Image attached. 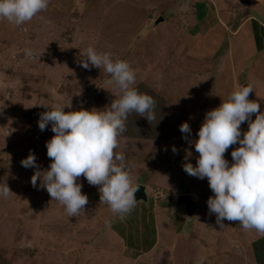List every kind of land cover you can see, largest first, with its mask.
Returning a JSON list of instances; mask_svg holds the SVG:
<instances>
[{"label":"rangeland","instance_id":"rangeland-1","mask_svg":"<svg viewBox=\"0 0 264 264\" xmlns=\"http://www.w3.org/2000/svg\"><path fill=\"white\" fill-rule=\"evenodd\" d=\"M188 2L189 0H50L46 10L23 25L16 26L0 18V42L6 43V49L8 46L7 51L0 55V60H8L12 55H18V59H22L26 49L33 50L38 57L32 65L36 72L32 78L34 80L29 83L25 80V84L23 81L24 85L21 87L24 92L23 100L31 99L34 105L20 106L21 100L17 97L8 110L0 107L1 123L7 120L9 109H18L16 115L20 114L18 117L22 119L15 131L11 130L19 136L18 142L22 139L24 141L16 145L17 148H12L11 154L19 148L18 152L26 159L30 153L35 152L40 169L46 170L49 167L51 160L47 156L46 142L54 133L51 125L44 131L38 127L40 113L48 110L39 106L41 104L50 108L65 107V112L79 111L82 108L103 110L110 106L118 95V90L107 83L109 74L102 68L91 67L90 70H85L80 66V60L90 46L98 52L110 53L111 50L105 47L112 46L122 52L130 51L137 62L145 65L140 66L134 58L123 55L117 57L118 53H111L113 59H125L129 63L136 73L133 87L146 84L156 97L147 88H139V91L151 94L158 105L156 119L151 123L143 117L140 121H133L135 113L129 115L126 121L127 131L119 137L117 151L124 154L127 167L136 180L148 183L153 189H162L154 192L149 190L152 202L161 198L165 200L167 197L163 193L168 196L166 190L171 191L173 186L186 185L184 180H189V176L186 178L187 173L182 169L177 156L183 149L190 152L194 148L189 141L198 139L197 132L207 111L214 109L209 86L188 79L191 71L184 68L190 67L189 65L182 64L181 69H173L184 48L182 37L186 33L182 30L181 15L174 16L178 12L174 8H184ZM171 9L173 15L169 14ZM161 12H166L164 22L151 28L152 23L161 17ZM228 48L226 42L218 54L226 49L228 51ZM1 49L2 46L0 51ZM243 49H238L236 53L235 49L232 50L233 54L230 53L226 58V64L222 61L216 63L218 72L211 90L224 92V101L228 100L233 91L246 84V75L242 74L244 69L240 72L237 64V69L231 70L230 67V62L237 63L245 57ZM220 57L217 56L218 61ZM27 66L25 62L20 69L24 70ZM250 77L255 79L252 75ZM260 111L264 112L263 105L260 106ZM252 119H255L254 114ZM184 122L190 124L192 129L188 140L182 138L185 134L179 130ZM247 130L248 123L245 122L241 125V131L243 133ZM146 134L149 135L148 139L144 136ZM155 139H162L168 145L165 148L160 143L147 142ZM173 146L178 153H173ZM237 146L238 144L231 146L225 153L229 163L232 162L231 151ZM195 153L194 148L193 156ZM193 156L189 157L188 162L195 166L196 159ZM144 162L149 164L146 171ZM155 164L168 170L160 171L162 176L157 177L153 174L154 171L151 172V166ZM171 169L173 170L170 171ZM24 171L28 173L31 168H24ZM169 179L171 181L167 183ZM160 181L163 182L159 184ZM77 182L82 184V193L88 196V204L85 211L75 217H69L65 207L60 202L51 200L46 190L33 187L31 180L27 182L23 179L19 183L20 191H28L29 196L25 200L29 204L22 211L24 220L21 223H24V227L17 230V226L14 229L15 226L8 225L7 221L0 224V247H3L0 248V264H135L117 256L118 246L115 237L108 234L106 223L109 218L112 220L117 215L112 213L106 203L101 202L100 186L90 185L83 176ZM5 199L6 205L9 202L12 204V194ZM31 202L38 206L34 210V214L40 218L36 227H27L28 217L33 219L34 215L29 208ZM25 227L27 229H23ZM144 263L147 264V260L142 262Z\"/></svg>","mask_w":264,"mask_h":264},{"label":"clouds","instance_id":"clouds-1","mask_svg":"<svg viewBox=\"0 0 264 264\" xmlns=\"http://www.w3.org/2000/svg\"><path fill=\"white\" fill-rule=\"evenodd\" d=\"M49 3L50 0H0V18L20 26L46 10ZM25 57L38 58L31 49L25 50ZM81 57L80 66L85 70L102 68L109 74L107 83L116 87L118 95L103 110L82 108L65 112V107L39 105L48 109L39 115V129L44 131L51 125L54 133L46 142L51 163L46 170H40L35 155L30 153L21 165L35 169L32 186L46 190L51 200L65 207L69 217L85 211L88 204V196L77 182L83 176L90 185L100 186L101 202L124 220L136 206L139 188L124 154L117 151L119 137L127 131L126 121L132 113L150 123L154 121L156 100L133 87L136 73L127 61L113 59L110 52H98L91 46ZM253 90L251 84L241 86L227 101L207 111L197 132L198 139L189 141L199 153L196 164L187 162L182 167L190 176L207 179L213 193L207 207L215 214L220 228L227 220L264 234V112L258 102L248 99ZM245 122L248 130L242 133L241 125ZM179 130L185 134L182 138L188 140L192 133L190 125L184 122ZM237 144L229 163L225 153ZM172 151L176 153L177 149L173 146ZM191 155L187 152L185 159ZM10 194L6 178H0V197ZM106 223L110 226L111 222ZM205 261L206 257L201 256L197 264Z\"/></svg>","mask_w":264,"mask_h":264},{"label":"crops","instance_id":"crops-1","mask_svg":"<svg viewBox=\"0 0 264 264\" xmlns=\"http://www.w3.org/2000/svg\"><path fill=\"white\" fill-rule=\"evenodd\" d=\"M179 8H174V10H178V12L174 11L176 12L174 16L180 14L182 17L180 19L183 21L182 30L186 31L182 41L188 45L182 43L184 48L176 59L178 61L173 69H181L182 64L189 65L190 67L184 68V70L191 71L188 79L209 86L215 109L226 97H224V92L211 90L218 72L216 63L222 61L226 64V58L230 53L233 54L232 50L235 49L236 53L238 49L244 47L245 57L237 63L230 62L232 63L230 67L233 70L237 64L240 72L244 69L242 74L247 76L244 80L254 89V101L264 107V0H189L184 8L181 10ZM171 12H173L172 9L169 14L173 15ZM165 14L166 12H161L160 18L165 20ZM155 27L151 26V28ZM85 30L87 31V29ZM226 42L229 45L228 51L226 49L225 52L218 54ZM1 46L0 55L8 49L3 41L0 42V48ZM105 48L111 50V53H118L117 57L123 55L126 58H134L130 51L122 52L112 46ZM218 55L221 56L219 61L217 60ZM17 56L12 55L8 60H0V107H4L5 110L12 107L13 100L17 97L21 100L19 101L20 106L34 105V101L31 99L23 100L24 92L21 91V87L25 84V80L28 83L34 80L32 78L36 72L32 65L35 60L31 61L25 55L22 59H18ZM25 62L28 65L27 68L20 69V66L22 68ZM137 63L145 67L144 64ZM240 79L239 76L238 80ZM23 81L24 84H22ZM207 94H209L208 91ZM17 110L9 109L10 114L5 123L0 122V178H6L12 191V204L15 205L13 206L10 202L6 205L7 200L0 197V224L3 223L2 221H7L8 225L15 226L14 229L17 226L18 230L24 227V223H21L24 220L22 211L29 204L28 201H25L26 197H29L28 191L22 193L19 183L23 179L29 182L35 169L31 168L28 173L24 171L25 167L21 165L24 157L18 152L19 148L11 154L12 148H17L16 145H20L24 141L22 139L21 142H18L19 136L11 130L15 131L22 121L18 117L20 114L16 115ZM162 141L164 140L155 139L147 142H157L166 148L168 143ZM193 149H188L192 156ZM187 152L183 149L177 156L181 166L189 161V157L185 159ZM33 154L37 155L35 152ZM198 156V153H195L193 157L197 159ZM143 165L144 171H146L149 164L144 162ZM180 165L179 170L181 169ZM161 167L156 164L152 165L151 172L154 171L155 176L161 177L160 171L168 170ZM187 176H189V180H184L186 185L183 187L173 186L171 191L166 190L168 196L163 193L165 194L163 196L167 197L165 200L161 198V200L153 202L149 190L154 192V190L162 191V189L158 187L153 189L148 186V183L134 179L135 184L147 187L146 192L149 200L136 203L135 208L124 220H120L118 216L113 217L112 220L108 219L111 222L110 226L108 225V234L115 237L114 240L118 246L117 256L123 261L135 264H142L145 260H147V264H197V260L201 256L206 257L205 264H264V234L258 233L254 229L245 230L241 228L239 222L227 220L223 221L224 226L220 228L216 223L215 214L210 213L207 207V200L213 195L208 181L206 178L201 180L186 174V178ZM170 181L169 179L166 182ZM161 182L163 181L158 183L161 184ZM185 194L192 195L196 205L192 216L188 213L186 206L178 202V198ZM161 204L163 205L161 206ZM29 208L34 214V210L38 206L31 202ZM37 216L39 215L34 214L33 219L28 217L27 227H36L40 219ZM41 256L43 255H39V257ZM155 256L157 258H153Z\"/></svg>","mask_w":264,"mask_h":264},{"label":"water","instance_id":"water-1","mask_svg":"<svg viewBox=\"0 0 264 264\" xmlns=\"http://www.w3.org/2000/svg\"><path fill=\"white\" fill-rule=\"evenodd\" d=\"M163 20H164L163 18H158L153 23L152 27L157 26L158 24L163 22ZM247 85L248 84H245L244 86H247ZM248 99L251 101H254V92L250 93ZM136 186H138V188H139L135 194L136 199H137V203L140 201L148 202L149 198H148V195L146 192L147 187L145 185H142V184H136ZM99 195H101L100 192H99ZM178 202L180 204H184L186 206V209H187L188 213L190 214V216H192L194 214V211L196 209V205L193 202L192 195H189V194L182 195L178 198Z\"/></svg>","mask_w":264,"mask_h":264},{"label":"trees","instance_id":"trees-1","mask_svg":"<svg viewBox=\"0 0 264 264\" xmlns=\"http://www.w3.org/2000/svg\"><path fill=\"white\" fill-rule=\"evenodd\" d=\"M138 90H139V88H147V89H149V91H151V92H153V90L152 89H150L146 84L144 85V84H140L139 86H137L136 87ZM148 91V90H147ZM141 92V91H140ZM154 93V92H153ZM151 95V94H150ZM153 96L154 97H156V94L154 93L153 94ZM158 99V98H157ZM164 101V100H163ZM162 105V104H161ZM156 106L158 107V105L156 104ZM140 116H138L136 113L134 114V116H132V120L133 121H140ZM145 136V138L146 139H148L149 138V135H144Z\"/></svg>","mask_w":264,"mask_h":264},{"label":"bare ground","instance_id":"bare-ground-1","mask_svg":"<svg viewBox=\"0 0 264 264\" xmlns=\"http://www.w3.org/2000/svg\"><path fill=\"white\" fill-rule=\"evenodd\" d=\"M255 115V114H254Z\"/></svg>","mask_w":264,"mask_h":264}]
</instances>
